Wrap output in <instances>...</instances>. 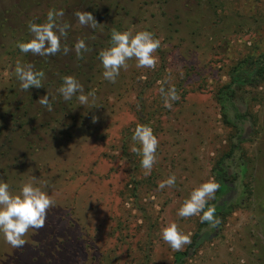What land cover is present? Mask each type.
<instances>
[{
  "label": "rangeland",
  "instance_id": "obj_1",
  "mask_svg": "<svg viewBox=\"0 0 264 264\" xmlns=\"http://www.w3.org/2000/svg\"><path fill=\"white\" fill-rule=\"evenodd\" d=\"M262 57L264 0H0V264H264Z\"/></svg>",
  "mask_w": 264,
  "mask_h": 264
},
{
  "label": "trees",
  "instance_id": "obj_2",
  "mask_svg": "<svg viewBox=\"0 0 264 264\" xmlns=\"http://www.w3.org/2000/svg\"><path fill=\"white\" fill-rule=\"evenodd\" d=\"M247 64L246 70H240L243 66L241 64L239 67L236 68L235 72L231 74V83L226 86V95L228 100H234L236 95V89H241L244 87H252L256 88L264 83V57L258 58L255 60L247 59L244 65ZM238 119L241 121L244 119V115L237 113ZM239 143L244 140L242 135H239ZM239 150V146H234V150L232 153H235ZM215 180L219 185L217 198L218 203L214 209H208L203 211V219L204 225L208 226L211 222H215L222 212H225L229 206L231 200H229V194L233 192V187L231 182H229V171L226 166V162L221 160L217 168H215ZM209 238L208 234H198L194 238V242L191 244L190 249L184 253H178L177 260L175 264H182L184 257L188 256L192 253L193 250L198 249L203 242Z\"/></svg>",
  "mask_w": 264,
  "mask_h": 264
}]
</instances>
